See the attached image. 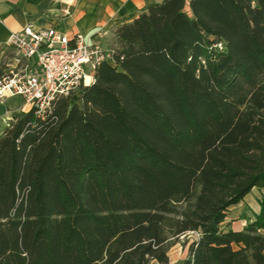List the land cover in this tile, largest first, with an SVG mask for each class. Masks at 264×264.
Returning a JSON list of instances; mask_svg holds the SVG:
<instances>
[{
    "label": "trees",
    "instance_id": "1",
    "mask_svg": "<svg viewBox=\"0 0 264 264\" xmlns=\"http://www.w3.org/2000/svg\"><path fill=\"white\" fill-rule=\"evenodd\" d=\"M80 103L0 136V264H264V0H160L114 31ZM4 74L0 67V77Z\"/></svg>",
    "mask_w": 264,
    "mask_h": 264
},
{
    "label": "built area",
    "instance_id": "2",
    "mask_svg": "<svg viewBox=\"0 0 264 264\" xmlns=\"http://www.w3.org/2000/svg\"><path fill=\"white\" fill-rule=\"evenodd\" d=\"M6 45L14 54L0 77V102L19 96L38 114L57 98L77 94L93 82L97 66L110 62L112 52L90 43L84 33L32 23L13 31ZM189 233L199 235L196 230Z\"/></svg>",
    "mask_w": 264,
    "mask_h": 264
},
{
    "label": "crops",
    "instance_id": "3",
    "mask_svg": "<svg viewBox=\"0 0 264 264\" xmlns=\"http://www.w3.org/2000/svg\"><path fill=\"white\" fill-rule=\"evenodd\" d=\"M158 1L0 0V45H6L13 31L32 23L39 27L52 26L68 34L81 32L86 34L90 43L111 48L115 42V28L131 21L149 4ZM29 108L19 96H9L0 102V136L15 114ZM263 194L264 186L253 187L242 200L233 204L232 223L228 227L241 230L253 220L260 211L259 202ZM168 258L171 264H177L169 254Z\"/></svg>",
    "mask_w": 264,
    "mask_h": 264
},
{
    "label": "rangeland",
    "instance_id": "4",
    "mask_svg": "<svg viewBox=\"0 0 264 264\" xmlns=\"http://www.w3.org/2000/svg\"><path fill=\"white\" fill-rule=\"evenodd\" d=\"M13 49L8 45H0V67L3 71H6V64L13 56ZM70 102L80 103V92L70 96ZM30 109V108H29ZM228 218L223 223L224 228H229L228 225L232 223V205L227 212ZM190 231L179 235L176 238H171L169 242L168 254L173 261L177 264H181L182 261L188 256L189 243L196 238Z\"/></svg>",
    "mask_w": 264,
    "mask_h": 264
}]
</instances>
